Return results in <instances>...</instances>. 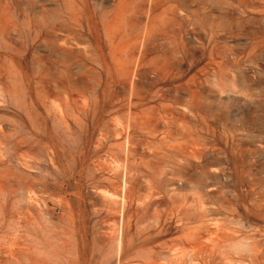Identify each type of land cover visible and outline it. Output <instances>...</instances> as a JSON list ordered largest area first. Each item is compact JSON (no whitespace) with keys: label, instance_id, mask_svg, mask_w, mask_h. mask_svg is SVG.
<instances>
[{"label":"rangeland","instance_id":"rangeland-1","mask_svg":"<svg viewBox=\"0 0 264 264\" xmlns=\"http://www.w3.org/2000/svg\"><path fill=\"white\" fill-rule=\"evenodd\" d=\"M0 264H264V0H0Z\"/></svg>","mask_w":264,"mask_h":264}]
</instances>
